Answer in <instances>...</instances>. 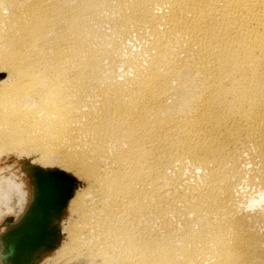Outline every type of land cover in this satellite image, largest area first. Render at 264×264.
Masks as SVG:
<instances>
[{"label":"bare ground","instance_id":"bare-ground-1","mask_svg":"<svg viewBox=\"0 0 264 264\" xmlns=\"http://www.w3.org/2000/svg\"><path fill=\"white\" fill-rule=\"evenodd\" d=\"M15 151L28 203L34 166L76 178L57 264H264V0H0Z\"/></svg>","mask_w":264,"mask_h":264},{"label":"water","instance_id":"water-1","mask_svg":"<svg viewBox=\"0 0 264 264\" xmlns=\"http://www.w3.org/2000/svg\"><path fill=\"white\" fill-rule=\"evenodd\" d=\"M31 200L15 219L8 217L0 233V264H37L59 244V220L76 185V178L56 168L34 166ZM48 195L55 208L37 205Z\"/></svg>","mask_w":264,"mask_h":264},{"label":"rangeland","instance_id":"rangeland-1","mask_svg":"<svg viewBox=\"0 0 264 264\" xmlns=\"http://www.w3.org/2000/svg\"><path fill=\"white\" fill-rule=\"evenodd\" d=\"M57 61H58V64H57V66H56V69L58 70L59 69V67H61V69H64V65H65V62H64V60L63 59H56ZM51 62H53V64L55 63V61L54 60H50ZM126 61V60H125ZM45 65V64H44ZM17 151H15V152H11V153H7V154H5L3 157H1L0 158V174H1V176H5L6 178H13V180L14 181H17V182H20V180H21V182H22V189H23V191L25 192L24 193V195L25 196H23V197H25V200H24V202H25V204H24V207L23 208H25L26 207V204L28 203V201H29V196H30V189H29V179H28V177H27V175H25L21 170H19L18 169V166L16 165V164H14L12 161H10V157H17L18 155H17ZM6 158V159H5ZM3 160V161H2ZM10 162V163H9ZM11 166V167H10ZM13 167V168H12ZM6 168V169H5ZM5 170H6V174H5ZM8 171V172H7ZM11 172V173H10ZM22 173V174H21ZM12 175V176H11ZM9 176V177H8ZM11 176V177H10ZM20 177V178H19ZM16 178H17V180H16ZM19 179V180H18ZM11 194H9L8 195V197H9V201H7V205H9L10 206V208H11V211L10 210H8V211H6V206H5V204H3L1 207V209L0 210H2V213H1V216H0V228H1V230H2V227H3V225H2V221L5 219V218H7V217H13V218H17V216H19V214L21 213L20 212V205L21 204H18V195H16L15 194V192H10ZM7 197V198H8ZM11 198V199H10ZM4 200H6V197H4V198H1V201H4ZM9 202V203H8ZM22 207V206H21ZM18 210V211H17ZM4 211V212H3ZM2 225V226H1ZM4 228H5V225H4ZM52 252V251H51ZM50 252V253H51ZM48 253V254H46V255H48V256H46V255H44L43 257H41L40 259V263L41 262H48L49 264H57L56 263V259H55V256H56V254H55V252L54 253ZM46 256V257H45ZM50 257V258H49ZM63 258H65V256H62ZM62 258V259H63ZM59 264V263H58Z\"/></svg>","mask_w":264,"mask_h":264}]
</instances>
